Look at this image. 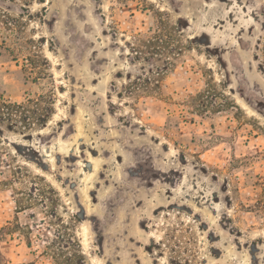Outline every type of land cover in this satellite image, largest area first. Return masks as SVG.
<instances>
[{
  "label": "rangeland",
  "instance_id": "1",
  "mask_svg": "<svg viewBox=\"0 0 264 264\" xmlns=\"http://www.w3.org/2000/svg\"><path fill=\"white\" fill-rule=\"evenodd\" d=\"M9 264H264V0H0Z\"/></svg>",
  "mask_w": 264,
  "mask_h": 264
},
{
  "label": "trees",
  "instance_id": "2",
  "mask_svg": "<svg viewBox=\"0 0 264 264\" xmlns=\"http://www.w3.org/2000/svg\"><path fill=\"white\" fill-rule=\"evenodd\" d=\"M0 239H1V238H0ZM1 241H2V240H0V243H1ZM0 264H9V263H7V262L5 261V259H4L3 255L1 254V252H0Z\"/></svg>",
  "mask_w": 264,
  "mask_h": 264
}]
</instances>
